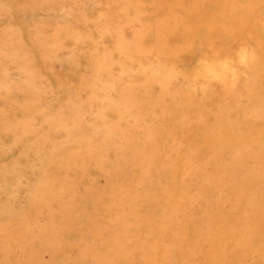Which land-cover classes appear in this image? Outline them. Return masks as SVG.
<instances>
[{
    "label": "rangeland",
    "instance_id": "rangeland-1",
    "mask_svg": "<svg viewBox=\"0 0 264 264\" xmlns=\"http://www.w3.org/2000/svg\"><path fill=\"white\" fill-rule=\"evenodd\" d=\"M0 264H264V0H0Z\"/></svg>",
    "mask_w": 264,
    "mask_h": 264
}]
</instances>
